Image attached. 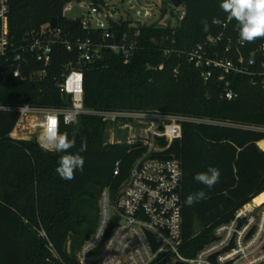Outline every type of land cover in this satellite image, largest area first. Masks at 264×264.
Returning a JSON list of instances; mask_svg holds the SVG:
<instances>
[{"label":"trees","instance_id":"16d2710c","mask_svg":"<svg viewBox=\"0 0 264 264\" xmlns=\"http://www.w3.org/2000/svg\"><path fill=\"white\" fill-rule=\"evenodd\" d=\"M80 1L101 2L9 0L11 40L22 44L33 32H48L54 18L65 34L77 32L66 24L62 13L67 3ZM154 1L160 7V18L171 1L167 5L163 0ZM221 2L186 0L180 26H161L157 21L141 30L136 38L139 49L129 64L108 52L85 71L88 111L158 112L217 123L184 124L182 138L159 155L181 162L183 232L194 251L210 241L215 226L264 195V132L254 130L264 128V86L254 85L250 77L231 76L238 98L228 101L225 84L216 78L205 81L186 57L211 36L224 33L226 39L240 40L238 25L228 19ZM123 31H128L127 24ZM263 43L264 38L245 42L244 51L251 52ZM72 60L74 54L58 45L48 68L33 60L24 65L26 80L14 76L12 62L2 63L0 105L66 107L57 81ZM160 65H164L163 71L158 70ZM40 71H45L43 77L31 78ZM19 120L17 112H0V264H79L81 247L99 226L103 192L108 191L115 200L147 148L142 142H107L110 127L127 121L109 123L96 115H83L76 125L61 126L60 132L76 141L68 153L45 151L37 140L10 137ZM82 143H86V151L80 152ZM77 153L85 160L83 171L77 170L73 180L61 179L55 171L60 156ZM212 167L220 171V178L209 189L195 176ZM201 190L206 198L187 206L186 197ZM198 232L200 236L193 238Z\"/></svg>","mask_w":264,"mask_h":264},{"label":"built area","instance_id":"2783aa9c","mask_svg":"<svg viewBox=\"0 0 264 264\" xmlns=\"http://www.w3.org/2000/svg\"><path fill=\"white\" fill-rule=\"evenodd\" d=\"M112 1L67 3L62 16L65 21L80 19L79 26L72 29H78L77 32L65 34L58 26L54 31L50 28L48 32H33L25 43L17 44L10 38L9 0H0V66L12 62L16 78L27 79L23 68L29 66L31 60L48 68L58 45L74 54V60L57 81L60 94L67 100L66 107L0 105V112L12 111L20 115L10 137L24 140L17 137L18 129L28 130L30 135L37 130L42 133L49 113L57 116L59 130L62 125H76L83 115H96L104 122L123 120L127 121L124 125L127 128L139 127L141 139L128 143L142 142L147 148L134 164L115 200L108 191L103 192L101 220L96 232L81 247L79 264H264V202L257 204L255 199L241 207L231 219L215 226L210 241L198 251H194L184 238L182 165L176 158L159 155L182 138L184 124L217 123L158 112H92L85 108L87 66L97 64L108 52L129 64L139 49L136 38L142 29L157 22L161 11L154 0ZM126 6L128 10L124 9ZM183 10L179 17L181 21L185 16ZM75 11L78 15L69 19L68 15ZM111 21L117 23V27H113ZM125 24L128 31L121 32ZM244 48L245 42L226 39L221 33L207 38L186 53V57L205 81L216 78L223 82L224 97L233 101L238 94L231 86V76L250 77L254 85L264 86V43L248 53ZM158 70L163 71L164 65ZM44 74L45 71H40L31 78ZM175 74H178L177 70ZM169 129H174L172 134ZM254 130L264 132V128ZM163 141L166 146H162ZM147 233L160 244L156 252ZM200 234L196 233L193 238ZM41 235L46 236L45 232Z\"/></svg>","mask_w":264,"mask_h":264},{"label":"clouds","instance_id":"9594fccd","mask_svg":"<svg viewBox=\"0 0 264 264\" xmlns=\"http://www.w3.org/2000/svg\"><path fill=\"white\" fill-rule=\"evenodd\" d=\"M220 8L228 14L229 20H235L238 25L239 38L243 42L252 43L264 38V0H222ZM204 30L208 28L207 21L201 22ZM26 107V106H25ZM75 138L69 139L67 133L59 130L58 118L49 113L46 116L44 130L40 137V146L45 151L68 153L75 146ZM86 151V143L81 144L80 152ZM85 160L79 154H64L60 156L55 171L64 180L75 179L77 170L83 171ZM220 171L209 168L207 172L198 173L195 180L209 189L219 182ZM206 198L204 191L188 195L185 200L187 206ZM175 199V198H174Z\"/></svg>","mask_w":264,"mask_h":264},{"label":"rangeland","instance_id":"374dc122","mask_svg":"<svg viewBox=\"0 0 264 264\" xmlns=\"http://www.w3.org/2000/svg\"><path fill=\"white\" fill-rule=\"evenodd\" d=\"M121 0H113L112 3H118ZM161 2V0H159ZM163 2L168 3L167 0H163ZM167 5V4H166ZM168 11L166 14H164L163 16H161L160 18H157V21H160L161 26H168L171 25L172 27L176 28L178 26H180L181 20L179 19L180 15H182L183 13V6H180L178 9H174L173 6L171 4H168ZM125 10H128L129 7H125ZM124 11V10H122ZM174 11V14L176 15L175 18L171 17V12ZM133 13V12H132ZM78 15V11H75L74 13H71L70 15H68L69 19H73L74 17H76ZM117 19V18H116ZM160 19V20H159ZM28 121L26 120L25 123H27ZM31 122V120L29 121ZM174 129L170 130V134L173 133ZM17 133V137L24 139V140H40L41 137V132L39 130L36 131V133H34L33 135H30V132L28 130H24V129H18V131H16ZM175 133V132H174ZM141 130L139 129V127H130L127 128L126 126L122 125V124H118V125H112V127H110V129L107 131V142L108 143H115V142H132L134 140H140L141 138ZM263 143V142H262ZM263 150V149H262ZM264 202V195H262L261 197H259L256 200L257 204H261Z\"/></svg>","mask_w":264,"mask_h":264},{"label":"water","instance_id":"95a60500","mask_svg":"<svg viewBox=\"0 0 264 264\" xmlns=\"http://www.w3.org/2000/svg\"><path fill=\"white\" fill-rule=\"evenodd\" d=\"M171 1V4L172 6L177 9L179 8L181 5H183L185 3L186 0H170ZM174 16V14H172V17ZM66 24L71 28V29H74L76 27L79 26L80 24V19L76 20V21H66ZM111 25L113 27H117V23L111 21ZM50 28L52 31L56 30L58 28V19L57 18H54L52 21H51V25H50ZM148 235V238L152 244V247H153V251L156 252L160 246L159 243L156 242L155 240V237L150 234V233H147ZM178 264H183V263H178Z\"/></svg>","mask_w":264,"mask_h":264},{"label":"bare ground","instance_id":"6f19581e","mask_svg":"<svg viewBox=\"0 0 264 264\" xmlns=\"http://www.w3.org/2000/svg\"><path fill=\"white\" fill-rule=\"evenodd\" d=\"M171 130V129H170ZM261 147L264 149V142L263 143H261ZM257 200V199H256ZM256 200H255V202H256Z\"/></svg>","mask_w":264,"mask_h":264},{"label":"crops","instance_id":"0c3cea01","mask_svg":"<svg viewBox=\"0 0 264 264\" xmlns=\"http://www.w3.org/2000/svg\"><path fill=\"white\" fill-rule=\"evenodd\" d=\"M262 142H264V141H262ZM260 144V143H259ZM259 144H258V146H259ZM259 148L261 149V147L259 146ZM262 150V149H261ZM263 151V150H262Z\"/></svg>","mask_w":264,"mask_h":264}]
</instances>
